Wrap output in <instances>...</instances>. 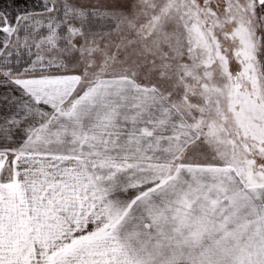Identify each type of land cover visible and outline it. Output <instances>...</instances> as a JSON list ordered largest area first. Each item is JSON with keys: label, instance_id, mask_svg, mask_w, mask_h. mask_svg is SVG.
<instances>
[{"label": "snow or ice", "instance_id": "6c2138e0", "mask_svg": "<svg viewBox=\"0 0 264 264\" xmlns=\"http://www.w3.org/2000/svg\"><path fill=\"white\" fill-rule=\"evenodd\" d=\"M0 264H264V0H0Z\"/></svg>", "mask_w": 264, "mask_h": 264}]
</instances>
